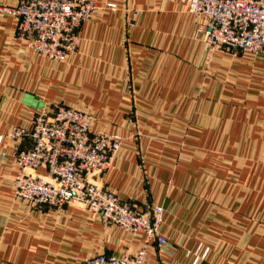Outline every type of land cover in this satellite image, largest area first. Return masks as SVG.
I'll return each mask as SVG.
<instances>
[{
  "label": "crops",
  "instance_id": "0c3cea01",
  "mask_svg": "<svg viewBox=\"0 0 264 264\" xmlns=\"http://www.w3.org/2000/svg\"><path fill=\"white\" fill-rule=\"evenodd\" d=\"M95 1L61 62L26 50L0 16V264H80L143 243L83 205L15 197L6 136L47 103L123 139L95 183L140 210L163 207L172 253L151 242L146 264H192L198 244V264H264V58L207 48L182 0Z\"/></svg>",
  "mask_w": 264,
  "mask_h": 264
},
{
  "label": "built area",
  "instance_id": "2783aa9c",
  "mask_svg": "<svg viewBox=\"0 0 264 264\" xmlns=\"http://www.w3.org/2000/svg\"><path fill=\"white\" fill-rule=\"evenodd\" d=\"M197 18V32L210 50L248 52L264 58V0H182ZM106 2L104 8H113ZM99 8L95 0H17L0 4V16L12 18L15 37L32 54L61 62L75 51L80 25ZM91 115L47 103L31 116L27 127H14L7 138L16 171L15 197L32 206L61 211L77 203L125 232L143 236L134 254H99L80 264H146L147 247L154 242L172 253V242L161 234L163 207L138 209L95 183L122 144V138L92 129ZM1 140V137H0ZM24 140L29 146H22ZM38 169H43L41 174ZM193 250L198 264L205 256ZM204 252V251H203Z\"/></svg>",
  "mask_w": 264,
  "mask_h": 264
},
{
  "label": "rangeland",
  "instance_id": "374dc122",
  "mask_svg": "<svg viewBox=\"0 0 264 264\" xmlns=\"http://www.w3.org/2000/svg\"><path fill=\"white\" fill-rule=\"evenodd\" d=\"M106 1H110V0H106ZM56 62V61H55ZM207 250L204 249V252H202L203 254L206 252ZM205 258H203L202 260H204ZM194 262V261H193Z\"/></svg>",
  "mask_w": 264,
  "mask_h": 264
}]
</instances>
